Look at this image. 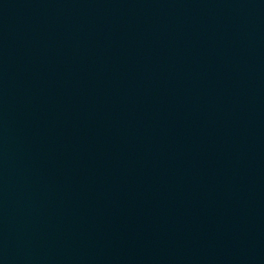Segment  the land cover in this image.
<instances>
[{"label": "water", "instance_id": "95a60500", "mask_svg": "<svg viewBox=\"0 0 264 264\" xmlns=\"http://www.w3.org/2000/svg\"><path fill=\"white\" fill-rule=\"evenodd\" d=\"M0 264H150L66 228L0 211Z\"/></svg>", "mask_w": 264, "mask_h": 264}]
</instances>
